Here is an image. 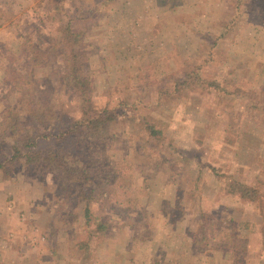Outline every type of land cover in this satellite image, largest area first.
Returning a JSON list of instances; mask_svg holds the SVG:
<instances>
[{
	"label": "rangeland",
	"instance_id": "1",
	"mask_svg": "<svg viewBox=\"0 0 264 264\" xmlns=\"http://www.w3.org/2000/svg\"><path fill=\"white\" fill-rule=\"evenodd\" d=\"M70 19L95 103L114 118L99 146L54 136L37 148L87 168L92 215L110 231L78 247L89 240L78 197L50 167L18 161L0 169V264H264V0H0V159L13 151L8 106H52L54 135L74 117ZM34 44L42 59L27 83ZM242 183L261 198H242Z\"/></svg>",
	"mask_w": 264,
	"mask_h": 264
},
{
	"label": "trees",
	"instance_id": "2",
	"mask_svg": "<svg viewBox=\"0 0 264 264\" xmlns=\"http://www.w3.org/2000/svg\"><path fill=\"white\" fill-rule=\"evenodd\" d=\"M61 31V42L69 43L72 46L71 56L63 54V57H66L63 59L62 80L64 79V82L69 83L74 91L73 98L76 99L78 105L74 117H72L69 125L64 126L61 124L60 129L54 135L48 132V130L51 127L52 129L56 128L57 123L61 119L56 121L58 119L52 106L41 102H30V105H27L24 110L27 112L26 114L14 106H8L2 113L1 136H4V138L11 137L14 141L11 145L13 151L10 155L6 154L0 159V169L6 173L16 166L19 161V163L22 162L27 168L37 167V169H40L41 167H50L57 172L61 179H65L66 185L68 184V197H78L77 204L83 207L87 227L89 228V240L77 242L76 245L88 249L94 237L108 236L110 231V224L107 220L103 221L102 218L93 217L92 215L91 200L93 199L95 189L89 191L86 185L94 184L95 181L87 168L77 165L75 162H69L60 150L45 151L38 149V139H49L55 136L63 143L71 139L82 138L84 141L90 140L96 144L98 143L96 141L98 139L100 143L97 146H99L106 140L103 136H100V131L114 116L111 115L108 109H100L95 103L94 82L86 71L88 56L79 47L84 37L83 31L73 25V19H70L65 25L61 26ZM31 49L30 51H25L22 57L30 65L27 74H21L22 77H25L22 80L27 83L31 82L32 68L38 66L42 59L40 55L42 54L41 47L34 44ZM14 75L16 77V74ZM186 80L188 81V79ZM220 89L218 86L217 90L220 91ZM26 97H28L27 93L23 92L21 103H23ZM149 127L153 136H158L161 133V130H158L156 125L150 124ZM84 141L78 142L84 143ZM107 182L104 181V183L98 186H104ZM239 187V194H241L242 198L251 201L261 198V194L257 188L246 183L240 184ZM245 244L246 242L237 234L232 235L229 241V245L234 250L239 251L246 250L247 245Z\"/></svg>",
	"mask_w": 264,
	"mask_h": 264
}]
</instances>
